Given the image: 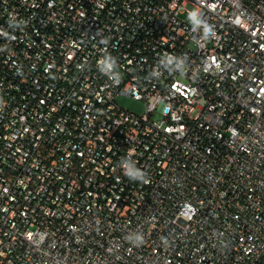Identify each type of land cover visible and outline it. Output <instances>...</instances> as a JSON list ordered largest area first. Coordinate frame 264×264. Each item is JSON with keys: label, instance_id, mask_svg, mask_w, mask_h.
<instances>
[{"label": "built area", "instance_id": "built-area-1", "mask_svg": "<svg viewBox=\"0 0 264 264\" xmlns=\"http://www.w3.org/2000/svg\"><path fill=\"white\" fill-rule=\"evenodd\" d=\"M0 264H264V0H0Z\"/></svg>", "mask_w": 264, "mask_h": 264}, {"label": "rangeland", "instance_id": "rangeland-1", "mask_svg": "<svg viewBox=\"0 0 264 264\" xmlns=\"http://www.w3.org/2000/svg\"><path fill=\"white\" fill-rule=\"evenodd\" d=\"M118 102L124 108L129 109L139 115H142L145 112L144 104L132 98L120 97Z\"/></svg>", "mask_w": 264, "mask_h": 264}]
</instances>
